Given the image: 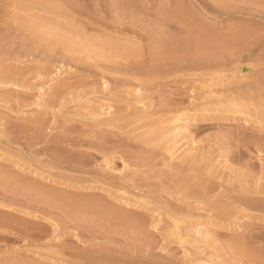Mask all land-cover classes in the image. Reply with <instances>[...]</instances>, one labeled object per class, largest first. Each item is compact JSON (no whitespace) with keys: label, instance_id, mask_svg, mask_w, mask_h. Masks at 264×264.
<instances>
[{"label":"rangeland","instance_id":"1","mask_svg":"<svg viewBox=\"0 0 264 264\" xmlns=\"http://www.w3.org/2000/svg\"><path fill=\"white\" fill-rule=\"evenodd\" d=\"M198 263L264 264V1L0 0V264Z\"/></svg>","mask_w":264,"mask_h":264},{"label":"bare ground","instance_id":"2","mask_svg":"<svg viewBox=\"0 0 264 264\" xmlns=\"http://www.w3.org/2000/svg\"><path fill=\"white\" fill-rule=\"evenodd\" d=\"M254 1H255V0H254ZM260 1H261V0H260ZM263 1H264V0H263ZM256 2H257V1H256ZM31 3H32V2H31ZM31 3H30V4H31ZM33 3H34V2H33ZM262 3H263V2H262ZM22 4H24V3H22ZM36 4H38V3H36ZM42 4H43V3H42ZM259 4H260V3H259ZM14 5H15V4H14ZM27 5H28V4H27ZM27 5L25 4V7H26ZM31 5H32V4H31ZM37 6H38V5H37ZM42 6H43V5H42ZM20 7H21V6H20ZM22 7H23V6H22ZM30 7H31V6H30ZM33 8H34V7H33ZM35 8H36V6H35ZM21 9H22V8H21ZM31 9H32V7H31ZM41 9H42V11H44V10L46 11V8L44 9V7H43V8L40 7V10H41ZM260 9H261V8H260ZM23 10H24V9H23ZM26 10H27V9H26ZM178 13H180V12H178ZM36 14H37V13H35V15H36ZM181 14H182V13L177 14L176 17H179ZM35 15H34V16H35ZM44 15H45V14H43V15H39V14H38L36 17H37V18L40 17L41 19H42V17H43V19H44ZM46 16H47V15H46ZM38 19H39V18H38ZM46 19L49 20L50 17H49V19L45 17V22H46ZM51 19H52V18H51ZM43 22H44V20H43ZM183 22H184V21H183ZM39 24H40V23H39ZM191 25H192V24H191ZM117 31H118V30H117ZM243 32H244V31H243ZM245 33H246V32H245ZM240 35H241V34H240ZM249 35H250V34H249ZM239 38H240V37H239ZM123 47H124V46H123ZM122 49H124V48H122ZM63 53H64V52H63ZM238 108H241V107L239 106ZM242 110H243V109H242ZM242 110H240V111L242 112ZM259 122H260V121H259ZM259 122H258V123H259ZM174 142H175V141H174ZM171 145H172V144H171ZM174 145H175V144H174ZM18 161H19V158H18V159L16 158V163H17ZM87 186H88V185H87ZM118 195H119V194H118ZM122 198H123V196H120V199H122ZM124 201H125V202H128L127 199L124 200ZM129 202H130V201H129ZM135 203H136V202H135ZM178 222H179V221H178ZM178 222H177V223H178ZM175 223H176V221H175ZM177 223H176V224H177ZM197 262H198V261H197ZM202 263H203V262H202ZM198 264H199V263H198ZM200 264H201V263H200Z\"/></svg>","mask_w":264,"mask_h":264}]
</instances>
